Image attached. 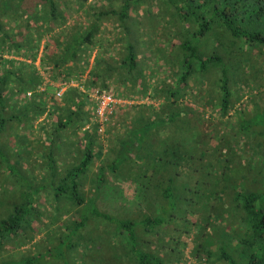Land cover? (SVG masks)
<instances>
[{
    "label": "trees",
    "instance_id": "16d2710c",
    "mask_svg": "<svg viewBox=\"0 0 264 264\" xmlns=\"http://www.w3.org/2000/svg\"><path fill=\"white\" fill-rule=\"evenodd\" d=\"M0 264H264V0H0Z\"/></svg>",
    "mask_w": 264,
    "mask_h": 264
},
{
    "label": "built area",
    "instance_id": "2783aa9c",
    "mask_svg": "<svg viewBox=\"0 0 264 264\" xmlns=\"http://www.w3.org/2000/svg\"><path fill=\"white\" fill-rule=\"evenodd\" d=\"M63 86L66 87L67 85L64 84ZM63 90L64 88L60 90L59 94H61ZM92 97L97 102L95 108L96 116L94 121L98 125V132L102 134L106 131L107 125L109 124L112 115L118 109H120V107L133 103V101L113 96L111 94L102 92L101 90H95L92 94ZM85 129H89V126H87Z\"/></svg>",
    "mask_w": 264,
    "mask_h": 264
},
{
    "label": "rangeland",
    "instance_id": "374dc122",
    "mask_svg": "<svg viewBox=\"0 0 264 264\" xmlns=\"http://www.w3.org/2000/svg\"><path fill=\"white\" fill-rule=\"evenodd\" d=\"M52 84H55L54 86H59V83L56 84V83H53V82H52ZM58 92H59V91H58ZM105 144H106V142H105ZM40 238H41V237H38V240H39Z\"/></svg>",
    "mask_w": 264,
    "mask_h": 264
},
{
    "label": "clouds",
    "instance_id": "9594fccd",
    "mask_svg": "<svg viewBox=\"0 0 264 264\" xmlns=\"http://www.w3.org/2000/svg\"><path fill=\"white\" fill-rule=\"evenodd\" d=\"M60 86H61V89L64 88V90H65L66 87H64V86L61 85V84H60ZM61 89H60V90H61ZM60 90H59V92H60ZM64 90H63V91H64ZM101 134H102V133H101Z\"/></svg>",
    "mask_w": 264,
    "mask_h": 264
}]
</instances>
